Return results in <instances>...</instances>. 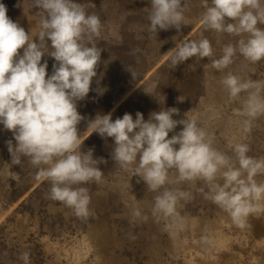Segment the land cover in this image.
Listing matches in <instances>:
<instances>
[{"label":"clouds","instance_id":"9594fccd","mask_svg":"<svg viewBox=\"0 0 264 264\" xmlns=\"http://www.w3.org/2000/svg\"><path fill=\"white\" fill-rule=\"evenodd\" d=\"M149 3L150 34L157 36L173 28L180 33L190 24L185 19L190 0ZM22 6L25 13L24 0ZM199 6L203 9L201 30L226 34L231 40L223 44L219 56L207 37L174 40L168 55L172 69L190 58L199 63L206 57L204 70L221 73L237 56L252 64L264 60V0H199ZM88 7L78 0H28L27 11L36 9L39 18L38 31L32 33L10 19L0 3V125L12 133L13 139L5 142L11 164L20 166L27 160L36 169L35 178L50 185L47 198L86 220L93 213L89 190L83 185L101 183L104 172L99 165L107 164L104 157L94 156V148L82 150L83 141L95 132L106 143L112 139L110 156L115 166L130 171L131 177L155 193L147 211L132 208L134 218L146 222L151 217L165 232L185 231L188 222L178 205L189 202L192 195L171 185L202 181L204 198L227 213L235 227L246 228L247 218L260 211L264 201V181L256 179L264 175V157L249 156L250 147L243 141L229 142L232 155L219 150L214 146L215 133L198 116H189V111L175 119L180 110L165 107V96L161 102L145 90L161 106L147 119L140 111L135 118L125 112L115 120L111 112L98 113L87 119L90 132L81 138L78 125L86 118L78 111L79 102L90 90L97 95L106 91L97 73L104 51L100 46L103 25ZM139 51L134 49L132 54ZM45 56L54 58L51 74L48 60L41 62ZM127 70L133 79L138 78L131 67ZM94 77L97 86L93 89ZM219 83L230 102L240 103L239 115L245 117L240 131L249 134L253 122L264 115V81L243 79L228 71ZM184 99L177 98L178 102ZM178 125L182 127L176 131ZM201 243H210L206 234ZM18 259L30 264V253L24 251Z\"/></svg>","mask_w":264,"mask_h":264},{"label":"rangeland","instance_id":"374dc122","mask_svg":"<svg viewBox=\"0 0 264 264\" xmlns=\"http://www.w3.org/2000/svg\"><path fill=\"white\" fill-rule=\"evenodd\" d=\"M78 2L89 5L87 11L100 17L103 25L100 46L105 52L97 73L102 75L100 86L106 91L103 95H97L90 90L88 97L78 105V111L86 118L78 125L82 139L90 132L86 129L87 119L94 118L98 113L111 112L115 120L125 112L135 118V113L140 111L147 119L151 111H158L161 107L146 92L149 91L158 96L161 102L165 96V107L180 110V115L174 116L175 119L182 118L187 111L189 116H198L208 130L215 133L214 146L219 150L232 155L229 142L243 141L250 147L249 156L264 157V115L253 122L249 134L241 133L240 125L245 117L239 115L242 110L240 103L230 102L227 92L217 91L224 90L219 81L228 71L243 79L264 81V60L252 64L237 56L224 73L204 70L203 64L208 62L206 57L199 63L190 58L175 69L168 61L174 40L179 42L181 39L207 37L217 56L223 44L230 42L231 38L226 34L201 30L203 9L199 6V0H190L189 11L185 14L190 24L183 26L180 33L173 28L161 30L157 36L147 31L149 0ZM0 3L6 6L9 18L26 32L38 31L39 18L35 15L36 9L27 11L28 0H24L25 13L22 0H0ZM137 48L140 51L133 55V50ZM44 59L48 60L47 71L51 74L54 58L45 56L41 62ZM127 67H131L138 78L133 79ZM96 86L94 77L91 87L94 89ZM215 92L220 96V102L214 98ZM179 96L185 97L183 102H178ZM181 127L178 125L176 131ZM171 135L169 133V137ZM8 139H13L12 133L0 125V174L6 165L10 178L4 186L9 189L6 192L13 191V194H7L10 199L2 204L3 190L0 189V264H22L18 257L24 251L30 253V264H264V201L259 204L260 211L249 215L244 229L235 227L227 213L206 200L201 191L195 194L197 198L189 202L181 201L183 203L178 205V210L188 222L186 230L181 233L165 232L163 225L157 222L151 228L141 219L136 218V223L130 221L134 218L132 208L147 211L155 193L147 191L143 181L138 183L135 176L131 177L130 171L115 166L110 156L112 139L108 138L106 143L95 132L83 141L82 150L94 148V156L104 157L107 164L99 165L104 176L101 185L95 187L97 193L88 189L90 203L99 206L103 200L104 208L116 210L119 207L118 212L112 215L116 217L115 220L111 219V223L116 221L117 231L106 240L104 250L101 249L92 236L97 218L91 215L86 220L78 218L76 221L71 215H66L71 209L58 201H55L59 214L56 216L61 226L51 230L47 223L53 214V210L49 211L50 207H47L54 201L47 198L50 185L35 178L36 169L27 160H22L20 166L11 164L5 143ZM256 179L258 182L264 181V175ZM193 182L196 188L203 187L202 181ZM193 184L183 182L181 188L192 195ZM171 187L178 188L176 185ZM97 194L101 195L98 202L95 200ZM141 194L144 199L140 197ZM38 199L43 202L35 208L33 203ZM112 213L108 214L109 218ZM148 221L154 222L151 217ZM132 233L139 236L136 242L129 239ZM205 234L210 241L206 245L201 243V237ZM224 237L227 238L223 239L227 246L218 243ZM140 241L149 245H141Z\"/></svg>","mask_w":264,"mask_h":264},{"label":"bare ground","instance_id":"6f19581e","mask_svg":"<svg viewBox=\"0 0 264 264\" xmlns=\"http://www.w3.org/2000/svg\"><path fill=\"white\" fill-rule=\"evenodd\" d=\"M104 54H105V52L104 51H102V53H101V56H104ZM105 58V57H104ZM106 59V58H105ZM101 60H103V58L101 57ZM148 66V65H147ZM109 67H111V66H109ZM218 92H222V93H225L226 92V90H221V89H218L217 90ZM214 92V91H213ZM213 95H214V98L217 100L218 99V101L220 102L221 101V98H220V96L219 95H217L216 94V92L215 93H213ZM5 148V147H4ZM0 149H2L1 147H0ZM0 152H1V150H0ZM3 168V167H2ZM8 171V169H7V166L5 165L4 166V170L2 171V174H0V176L2 177V181L0 182V189H2L1 191V193H2V197H1V202H2V204L4 203V201L5 200H9L10 199V195L11 194H13V193H11V192H13V191H11V192H6V190H9L6 186H4L5 184L7 185V183H8V179L10 178V175H9V172H7ZM28 178V177H27ZM196 182V181H195ZM20 183H21V180H20ZM24 183H26V179H25V181H24ZM194 182H192V184H193ZM101 184L100 183H89V184H86V185H84V186H87V188L88 189H91L92 191H94V193H97V189L95 188V187H98V186H100ZM173 185H176L178 188H180V189H183V188H181L182 187V183L181 184H173ZM193 189H191V191H192V199H195V197H196V195L195 194H197L198 192H200V189L197 187L196 188V184L194 183L193 184ZM199 190V191H198ZM8 193H10V195L8 196L7 194ZM42 194H44V192L42 193ZM95 200L97 199V202H98V198H100L101 197V195H99L98 196V194L97 195H95ZM141 198H143L144 199V197H143V195L141 194V196H140ZM197 198V197H196ZM102 199H103V196H102ZM43 201L41 200L40 201V199H38V201L36 202H34L33 203V205L35 206V208H37V207H39L40 205H42L41 203H42ZM181 203H183V202H180V204ZM40 204V205H39ZM56 204V202L55 201H53L52 203H50V204H47L48 206L47 207H50L49 208V211L51 210H53L52 211V215H51V219H49L48 221H47V223H48V227L49 228H51V230L53 229V228H55V226L57 227V226H61V224H59L58 225V223H57V221H59L58 219V216H59V214H58V212H57V209H58V207H57V205H55ZM99 204H100V200H99ZM104 204L105 203H103V200H102V202H101V205H99V206H95V204H93L92 202L90 203V205H89V207H90V209H91V211H92V215H94V217L95 218H97L96 220H97V224H95L94 225V231H93V233L94 234H92V236L94 237V240L96 241V243H97V246L98 245H100L101 246V249H103L104 250V248H103V246H105V244H106V240L107 239H110V237L111 236H113L114 234H115V232L117 231L115 228H116V226H117V224L115 223L116 221H113L112 223H111V219L112 220H115V218H113V214H115V213H117L118 212V206H117V202H116V205L115 206H117V209L116 210H113V209H109V208H107V207H105L104 208ZM107 208V209H106ZM115 208V207H114ZM56 210V211H55ZM100 210V211H99ZM94 211H99L98 213H96V212H94ZM111 212H113L111 215H110V218H109V213H111ZM130 212V211H129ZM96 213V214H95ZM56 215H58V216H56ZM67 216H72V218H75L76 219V221L78 220V218L73 214V212H72V210H71V212H69L68 214H66ZM206 216V215H205ZM3 217V216H2ZM66 217V216H65ZM129 219H131V217L129 218ZM130 221H134L135 223H136V218L134 219H131ZM154 221V220H153ZM147 222V226H149V227H151V228H153V226H156L155 225V221L154 222H150V221H146ZM57 224V225H56ZM96 229H97V231H96ZM130 236H132V237H129V239H134V242H136L138 239H139V236L138 235H135L134 233H132V234H130ZM134 237V238H133ZM128 238V237H127ZM131 239V240H132ZM223 239H227L226 237H224V238H222V240H221V238L219 239V244L221 245V246H227L228 245V243H224V241H223ZM20 243H22V242H20ZM138 243H139V241H138ZM140 243H141V245H144V246H148L149 244H148V242H142V241H140ZM77 256V255H76ZM77 259H78V256H77ZM79 259H80V257H79Z\"/></svg>","mask_w":264,"mask_h":264}]
</instances>
